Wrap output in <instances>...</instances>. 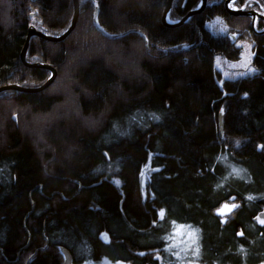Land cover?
<instances>
[{"label":"trees","instance_id":"1","mask_svg":"<svg viewBox=\"0 0 264 264\" xmlns=\"http://www.w3.org/2000/svg\"><path fill=\"white\" fill-rule=\"evenodd\" d=\"M200 1L173 0L168 19ZM167 2L79 0L65 40L30 39L26 61L56 78L0 93V264H264V21L207 0L170 27ZM73 14L0 0V87L42 86L50 72L20 60L27 32L59 36ZM217 17L227 35L208 30ZM238 42L253 73L220 84L215 57L240 59Z\"/></svg>","mask_w":264,"mask_h":264},{"label":"water","instance_id":"2","mask_svg":"<svg viewBox=\"0 0 264 264\" xmlns=\"http://www.w3.org/2000/svg\"><path fill=\"white\" fill-rule=\"evenodd\" d=\"M235 1H237V0H226V2H225L226 11L230 15L236 16V17H243V16L251 17L252 18L251 28H252V30L255 31V22H256V20L264 21V15L260 14L256 10H247V11H245V10H242V9H239V10L232 9L230 7V5L233 2H235ZM262 2L264 3V0H262ZM172 3H173V0H168L167 5H166L165 10H164L163 15H162V22L165 25L170 26V27H172V26H180L181 24L187 22L193 15L200 13L204 9V7L206 6L207 0H201L196 9L190 11L185 17H183L178 22H171L168 19V14H169V12L171 10ZM73 6H74V14H73V18L71 20V24H70L69 28L63 34H61L59 36L48 35V34H45L43 32L38 31L34 27L33 28H29V30L27 32L25 45H24L23 50H22V52L20 54V60L26 67L43 68V69L48 70L50 72L49 79L42 86L36 87V88H24V87H21V86H18V85L3 86V87H0V93L6 92V91H17V92H22V93H37V92L44 91L48 87L51 86V84L54 82V80L56 78V71L53 68H51L50 66L45 65V64H37V63L36 64H30V63H28L26 61L27 48H28V45H29V41H30V39L32 37L42 38V39H44L46 41L53 42V43L61 42V41L65 40L72 33V31L75 28V25L77 23V19H78V16H79V0H73ZM260 33L262 34V33H264V31L260 32ZM222 123H223V118H220L221 129H222ZM259 217L263 218L264 214H261ZM64 255H65L64 264H72V260H71L70 255L67 252H65Z\"/></svg>","mask_w":264,"mask_h":264},{"label":"rangeland","instance_id":"3","mask_svg":"<svg viewBox=\"0 0 264 264\" xmlns=\"http://www.w3.org/2000/svg\"><path fill=\"white\" fill-rule=\"evenodd\" d=\"M249 3L256 10L255 7H258L259 13L264 15V3L262 0H251ZM254 4V5H253ZM231 8L238 9L236 6L230 5ZM208 30L213 34L227 35L229 33L228 27L224 24L222 18L217 17L212 21L207 23ZM237 45L242 49L240 59L238 60H228L221 56H216L214 60L215 69L219 72L221 79L220 84L225 80H235L238 78L246 77L253 73L252 68V59H253V50L252 45L248 42H238ZM227 206V207H225ZM237 208V204L233 202H228L223 204L216 214L221 218L222 221H225L228 215ZM264 221V217L259 219V222ZM264 224V223H261ZM86 264H124V263H112L108 259H103L98 262H90Z\"/></svg>","mask_w":264,"mask_h":264},{"label":"snow or ice","instance_id":"4","mask_svg":"<svg viewBox=\"0 0 264 264\" xmlns=\"http://www.w3.org/2000/svg\"><path fill=\"white\" fill-rule=\"evenodd\" d=\"M227 207V206H225ZM218 214H219V210H218ZM161 216H163V212H161ZM261 223H264V221H261Z\"/></svg>","mask_w":264,"mask_h":264},{"label":"bare ground","instance_id":"5","mask_svg":"<svg viewBox=\"0 0 264 264\" xmlns=\"http://www.w3.org/2000/svg\"><path fill=\"white\" fill-rule=\"evenodd\" d=\"M170 21V20H169ZM260 216V215H259ZM260 218V217H259ZM261 219V218H260Z\"/></svg>","mask_w":264,"mask_h":264}]
</instances>
